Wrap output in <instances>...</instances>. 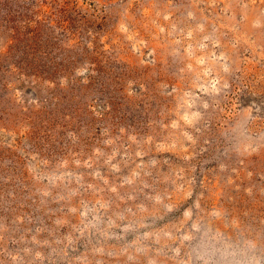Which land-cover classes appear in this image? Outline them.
<instances>
[{
	"label": "rangeland",
	"instance_id": "374dc122",
	"mask_svg": "<svg viewBox=\"0 0 264 264\" xmlns=\"http://www.w3.org/2000/svg\"><path fill=\"white\" fill-rule=\"evenodd\" d=\"M0 264H264V0H0Z\"/></svg>",
	"mask_w": 264,
	"mask_h": 264
}]
</instances>
